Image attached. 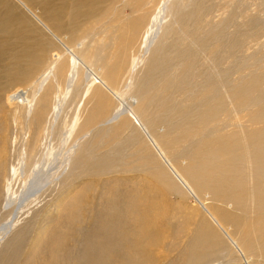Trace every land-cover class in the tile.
<instances>
[{"label":"rangeland","instance_id":"obj_1","mask_svg":"<svg viewBox=\"0 0 264 264\" xmlns=\"http://www.w3.org/2000/svg\"><path fill=\"white\" fill-rule=\"evenodd\" d=\"M22 1L40 21L19 0H0V264H244L230 239L179 181L169 173L170 186L156 172L154 164L161 163L150 157L145 164L139 162L146 145L155 151L133 119L104 133L106 120L82 126L76 140L84 142L83 148L91 147L78 158L76 169L54 173L43 190L19 207L30 174L13 169L26 158L25 150L34 149L38 132H45L44 153L51 142L58 150L76 112L80 110L84 122L100 101L93 90L84 96L90 79L81 64L68 91L72 54L49 29L93 69L121 71L117 86L124 97L137 102L136 111L152 132L158 125L171 137L177 135L183 155L196 149L201 131L235 130L242 137L244 130L260 126L248 114L264 102V0ZM249 19L252 27L244 24ZM148 34L153 38L150 50L144 42ZM169 37L178 44L167 55ZM135 57L140 63L130 74ZM50 68L49 79L36 91L34 84ZM252 76L262 77L257 97L236 102L233 86L241 82V91L250 93L244 84ZM214 81L209 99L203 100V90L209 91ZM22 89L34 97L30 112L22 106L14 110L8 100ZM219 99L225 110L213 107L214 122L195 133L199 111ZM89 139L96 140L94 145ZM103 157L109 168L87 171L86 161L101 163ZM39 158L27 157L26 163ZM250 172L244 174L245 184L264 182ZM202 198L217 213L232 211V238L249 264H264V207L250 193L235 208ZM213 235L215 241L203 240Z\"/></svg>","mask_w":264,"mask_h":264},{"label":"bare ground","instance_id":"obj_2","mask_svg":"<svg viewBox=\"0 0 264 264\" xmlns=\"http://www.w3.org/2000/svg\"><path fill=\"white\" fill-rule=\"evenodd\" d=\"M19 1L21 2L23 6L27 8L29 12H31L35 16V18L38 21H40V19L36 17V15L31 11V9L28 7V5L24 1L22 0H19ZM196 15L197 13L195 14V16ZM200 17H201L200 14H198V18H199V21L197 22L198 24L200 23V19H201ZM244 24L248 27H252L255 23L253 24V21L249 19ZM47 28L49 29V27ZM49 31L57 38V40H59L63 44V47H65L66 51L72 54L73 68L70 69L69 75H68V84H67L68 91L71 88L73 82H75L78 77L77 69L79 67L77 65L81 64L86 69V76L89 77L90 79L89 81L90 84H88V87H86L87 90L84 93V96L90 95L91 90H93V92L96 93L100 101H96V103L94 104V105L97 104L98 106L96 107L98 108L92 111L93 112L92 115L89 114L90 118L86 120L87 124H85L86 121L84 122L81 121L82 117L80 114V110L79 112L78 111L76 112L75 116L72 119L73 122L70 121L68 122L67 127L65 126L66 130L64 129L65 132L62 135L63 139L61 141L60 149L57 150V148L55 147V144L51 142L49 144H46L47 147H49V150L46 153H44L45 150L44 152L42 151V146L44 145L43 141L45 139V132L44 131L38 132L39 134L40 133H43V134L42 135L38 134V137L35 141L34 149H31L30 152L25 150L24 153L26 154V158H24L22 162H20V165L18 167L13 169L15 173L19 172V174H26V173L27 175L30 174V178L25 184V188L22 191V197L18 203V207L21 206L28 197L30 196L32 197L37 191L43 190V188L47 185V183L52 179L51 177L53 176L54 173L65 170L67 168H69L70 170V169L77 167L76 161H78V158L85 156L86 151L89 150L91 147V144L89 143L90 144L89 147L87 146L86 148H83L84 142L81 143L80 141L76 140L79 134H76L75 132L78 130L84 131V130H81L82 126L88 127V124L91 125L90 122L92 121L96 124V123H99L100 120H103V121L106 120L108 121V125L103 127L101 131V133H104V131H106L107 129L113 130V128H110V127L111 126L114 127L115 123L116 124L120 123L122 125V121H124L125 119H126L125 122H128L129 120L133 119L138 129L141 130V132L144 134V136L147 138V140L151 144V147L155 151L153 153H155L156 155V156L150 155L153 153L148 149V146L146 145V147L142 151V157L139 162L144 161L143 164H145L146 163L145 157H150L151 161L155 160L158 164L161 163V166L154 164V167L157 170L156 172L170 186H173L174 184L171 178L169 177V173H171L179 181V183L184 187V189L188 192V194L192 195L194 199L198 201V203L206 211L208 217L211 219L214 225H216V227L220 229L230 239L232 244L237 248L240 256L242 257L244 261V264H249L246 258L245 252L239 247V245L232 238L231 233H230V230H232L230 226L232 225L231 221L235 222L234 219H232L234 217L232 216V213H231L232 211L229 210L230 211L229 212V211H226V209H219L220 213L219 212L217 213L214 209H210L208 207V205L206 204V202L203 200L202 197L206 196V197H209L210 199L214 198L216 200L222 201V203L227 202V203H230L228 204V206L230 207L232 206L233 208H235L237 206L242 205L243 199L246 197L247 194L250 193L252 197H254V201L256 202V205L259 208L264 207V182H262L259 179L260 181L258 183L256 182L255 184L254 183L245 184V181H244V174L246 171H249V172L251 171L250 173L255 174L259 178L264 177V122H263V118H261V117H264V102H263V106L259 105V107L256 110L252 109V112L248 114L249 119L252 122L254 123L259 122L261 125L256 126L255 128L250 127L249 129L244 130V132L242 133V137H239L238 131H235V130H232V131L230 130L228 132H223V133H217L214 131H212V133H208V132L203 133L200 127H204V125H206V123L209 121L214 122L213 116L211 117L212 112H213L212 108L215 107L219 110H225L226 108L225 103L221 99H219L213 104L206 102L204 108L199 111L200 123L194 129L195 133L198 131H201V136L197 139V141H195L196 149L192 147L190 150H186L185 155H183L180 151L179 142L177 140V135L176 137L174 136L171 137L169 132L165 130V128L158 126V125L155 126L156 127L155 129H158L159 132L157 130L156 132L155 131L152 132L149 128V125L145 123L143 118L136 111L137 102L132 100L135 102V104H133V102L131 103V101L128 98L124 97L125 94L123 95V92L118 88L119 86H117V82L121 78V75H120L121 71H112L113 70L112 69L106 72L103 71L104 73H102V71L95 70L96 68L93 69L89 65V63L86 64V61L75 53V51L73 50L74 48L70 47L64 41H62L52 30L49 29ZM193 33H194V30H193ZM160 38H162V35ZM152 39H153L152 34H148L146 36V40L144 41L146 44V48L148 50H150L153 45ZM169 39L171 38L169 37ZM172 44H174L176 47V45L178 44L177 38L171 39V42L169 44L171 45V47H169L170 51H168L166 47L164 54L168 55V53L173 52L174 47ZM203 46H206V45H203ZM175 50H177V48H175ZM137 59L139 58L135 57L134 62L131 65V68H129L130 74L133 73L135 68L140 63ZM163 59L164 57L160 56V63L162 62ZM216 67H219V66H216ZM51 70L52 68H50L47 72H45L46 74L43 77L44 80L40 81L39 85H38L39 82L34 84L33 87L34 88L36 87V91L41 89V87H43L45 82L49 79ZM261 79H262L261 76H258V77L252 76V79H250L247 83L244 84V87L248 89L250 92L248 94H245L241 91L242 89L241 82L237 83L238 80H234V83H237V84L233 86L234 90L232 92V95L235 98L236 102L241 103L244 99L249 98V97H253L255 99V97H257V90L260 86L259 82ZM101 86L106 91L101 90ZM214 86H215V81L209 85V91L206 92V90H203L202 92L203 100L209 99L207 94H209L212 91ZM216 89L218 92L219 91L218 85ZM107 93L109 96L111 95L112 98L109 97ZM211 96L212 94L210 95V97ZM114 99L115 101H117V104H115ZM8 100L11 102V104H15L14 110H17L19 106H22V107L28 108L30 112L31 108L34 105V97L30 95L28 90H24V89L16 91V92L14 91V93L8 96ZM110 100L113 101L111 103L113 106L112 110L110 109ZM14 112L17 113L16 111ZM69 124H72V125L69 126ZM116 129H118V127H116ZM86 133L87 131H85L84 133L85 136L87 135ZM113 133L115 134L116 132H113ZM98 136L99 135H97V137ZM73 138H75L73 142H70ZM90 141L94 145L96 140L93 139ZM111 141H112V138H111ZM80 144L81 145L83 144L82 145L83 149L81 148L79 149ZM66 146L68 147L67 150L65 149ZM58 147H59V144H58ZM204 151H207L209 154L204 155L205 153ZM42 152L44 154H42ZM38 154H40L41 158L37 160L34 159L31 164L26 163L27 157L35 158V156ZM100 162L101 163L96 162L95 159L92 160L91 163H88V161H86L85 166H86L87 171L88 172L92 170H94L95 172L103 171L104 170L103 165L109 168L110 163L106 160L105 157H103ZM37 163H39L40 165H36ZM71 163L72 165L69 166V164ZM85 166L83 164L81 169L85 170ZM93 167L94 169L90 170ZM30 171L31 173H29ZM212 229L213 227L211 228V230ZM212 232L214 235H216V232L214 229L212 230ZM214 235L206 236L203 240L215 241L216 237H214Z\"/></svg>","mask_w":264,"mask_h":264},{"label":"crops","instance_id":"obj_3","mask_svg":"<svg viewBox=\"0 0 264 264\" xmlns=\"http://www.w3.org/2000/svg\"><path fill=\"white\" fill-rule=\"evenodd\" d=\"M232 219H236V217H233ZM231 223H232V221H231Z\"/></svg>","mask_w":264,"mask_h":264}]
</instances>
